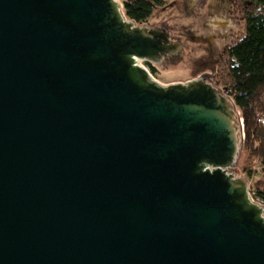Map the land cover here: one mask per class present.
Here are the masks:
<instances>
[{
    "label": "water",
    "instance_id": "95a60500",
    "mask_svg": "<svg viewBox=\"0 0 264 264\" xmlns=\"http://www.w3.org/2000/svg\"><path fill=\"white\" fill-rule=\"evenodd\" d=\"M121 1L0 0V264H264L240 112Z\"/></svg>",
    "mask_w": 264,
    "mask_h": 264
},
{
    "label": "rangeland",
    "instance_id": "374dc122",
    "mask_svg": "<svg viewBox=\"0 0 264 264\" xmlns=\"http://www.w3.org/2000/svg\"><path fill=\"white\" fill-rule=\"evenodd\" d=\"M163 1V6L155 7L148 23L138 26L149 29L166 27L172 37L185 39L178 63L171 59L166 60L163 64L156 65L155 72L146 64L153 77L164 86L194 81L197 75L208 69L204 64L209 62L207 57L212 56L208 54L211 52L219 60V65L212 67L214 75L210 84L226 95V83L229 81L228 49L246 34L245 15L250 9V0H204V6H197L188 15L184 0ZM121 2L123 3V0ZM196 18L198 22L195 21ZM217 22H220L223 28H217ZM186 32L194 35L196 39L203 38V41L190 42ZM244 164L248 165V161L241 150L238 164L230 172L236 177H244ZM248 181L251 184V180Z\"/></svg>",
    "mask_w": 264,
    "mask_h": 264
},
{
    "label": "trees",
    "instance_id": "16d2710c",
    "mask_svg": "<svg viewBox=\"0 0 264 264\" xmlns=\"http://www.w3.org/2000/svg\"><path fill=\"white\" fill-rule=\"evenodd\" d=\"M163 5V0H123L127 19L137 25L147 24L155 7ZM249 7L246 34L228 50L226 95L243 120L242 155L248 161L243 176L251 180L255 202L264 207V0H250Z\"/></svg>",
    "mask_w": 264,
    "mask_h": 264
},
{
    "label": "flooded vegetation",
    "instance_id": "af4514ba",
    "mask_svg": "<svg viewBox=\"0 0 264 264\" xmlns=\"http://www.w3.org/2000/svg\"><path fill=\"white\" fill-rule=\"evenodd\" d=\"M204 3V0H196L195 1V4H188L186 3V10H187V13L188 12H192V10H195L197 6H204L203 5ZM195 21L198 22V18L195 19ZM202 26H204V22L202 21L201 22ZM217 24V28H223V25L219 22L216 23ZM169 32V30H168ZM170 33V32H169ZM187 34V38H189L190 42H202L203 41V38L202 39H196L194 35L190 34V33H185ZM171 36V41L173 42H178V43H181L183 42V37H172V35L170 34ZM188 41V39H186ZM189 42V41H188ZM229 50V49H228ZM208 52V51H207ZM209 55H212L210 57H207V59H209L208 63L204 64L205 66H208V69H206L205 71L201 72L199 75H197L194 80H198V79H204L207 83H211V80H212V77L214 75V70L212 67L215 68V66H218L219 65V60L217 59V57L215 56V54H212L211 52L208 53ZM228 54V53H227ZM172 57L168 58L171 59ZM174 58V57H173ZM212 58V60H211ZM166 60H163V63L165 62ZM145 64H147L149 67H156V65L152 64V63H149V62H146V61H143ZM207 62V61H206Z\"/></svg>",
    "mask_w": 264,
    "mask_h": 264
},
{
    "label": "built area",
    "instance_id": "2783aa9c",
    "mask_svg": "<svg viewBox=\"0 0 264 264\" xmlns=\"http://www.w3.org/2000/svg\"><path fill=\"white\" fill-rule=\"evenodd\" d=\"M139 64H140L141 67H143L145 70H147V71L151 74V72H150L148 66H147L144 62H140ZM151 75H152V74H151ZM152 76H153V75H152ZM153 78H154V77H153ZM154 79H155V78H154ZM249 195H250L251 199L255 202V200H254V198H253L254 194L251 193V190H250V184H249Z\"/></svg>",
    "mask_w": 264,
    "mask_h": 264
}]
</instances>
